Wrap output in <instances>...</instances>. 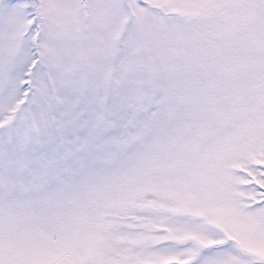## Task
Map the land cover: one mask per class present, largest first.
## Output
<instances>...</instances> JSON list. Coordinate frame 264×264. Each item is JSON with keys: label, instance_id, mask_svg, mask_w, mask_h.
Returning <instances> with one entry per match:
<instances>
[{"label": "snow or ice", "instance_id": "6c2138e0", "mask_svg": "<svg viewBox=\"0 0 264 264\" xmlns=\"http://www.w3.org/2000/svg\"><path fill=\"white\" fill-rule=\"evenodd\" d=\"M0 264H264V0H0Z\"/></svg>", "mask_w": 264, "mask_h": 264}]
</instances>
